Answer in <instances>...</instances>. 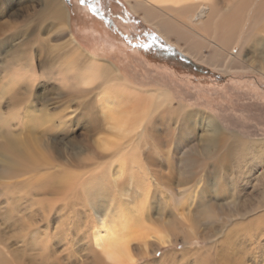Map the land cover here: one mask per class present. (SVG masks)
<instances>
[{
  "label": "bare ground",
  "instance_id": "bare-ground-1",
  "mask_svg": "<svg viewBox=\"0 0 264 264\" xmlns=\"http://www.w3.org/2000/svg\"><path fill=\"white\" fill-rule=\"evenodd\" d=\"M7 1L15 7L0 2V11L2 3L6 16L19 21L0 25V192L33 185V191L43 198H60L51 199L49 208L37 210L42 219L50 213L60 223L66 218L63 213L69 212V219L78 222L71 228L72 249L60 264H123L125 246L138 261L179 239L182 244L192 239L208 243L203 249L181 253L200 262H211V252L227 256L230 251L231 264H264L262 135L229 118L216 122L190 110L180 96L176 106L171 89L153 79L156 85L148 89L142 80L131 85L111 63L79 48L70 34V11L63 0ZM123 1L196 62L226 73L248 71L264 77V0ZM205 49L212 53L205 56ZM33 53H38V67L43 70L39 74L33 68ZM19 110L24 120L36 125L33 132L39 122L45 126L41 138L25 134L8 138L19 129L32 132L33 125L27 129L23 123L11 124ZM81 127V141L67 137ZM158 131L175 137L176 152L167 148L166 155L174 154L171 169L176 166L179 184L177 189L162 186L163 207L170 206L174 213L172 220L156 224L147 219L146 204L148 182L157 174L147 162L154 164L152 154L161 157L160 136L164 134ZM199 145H204V151ZM102 146L112 151L102 152ZM209 170L215 175L211 179L225 188L222 192L218 188L217 201L207 185ZM26 172L36 174L25 182L19 180ZM10 180L14 182L6 183ZM108 182L121 191L123 203L114 210L115 220L97 217L95 221L91 211L97 214V201L106 198ZM113 201L115 197L108 198L106 204L111 207ZM5 213L0 212L3 220L14 222ZM215 221L219 224L214 229ZM58 223H53L54 235L68 228ZM92 223L96 224L92 227ZM224 229L225 237L218 239ZM100 242L107 252L101 251ZM134 243L140 254L134 253ZM109 255L114 259H108Z\"/></svg>",
  "mask_w": 264,
  "mask_h": 264
},
{
  "label": "rangeland",
  "instance_id": "rangeland-1",
  "mask_svg": "<svg viewBox=\"0 0 264 264\" xmlns=\"http://www.w3.org/2000/svg\"><path fill=\"white\" fill-rule=\"evenodd\" d=\"M63 1L67 5L70 13L72 12L73 15H79L80 13L88 16L96 13L103 18V21H101L102 26L98 28L99 32H97L98 30L93 31L89 28L90 33L92 35L94 33L96 36L101 35L102 37H105L108 31L111 34V39L116 38L115 40L121 44L120 47H118L117 53H115L116 55L114 57L111 56L109 59H111L112 62L114 61L117 65L116 60L121 58V60H118V63L121 66H124L119 67V70L123 75L129 78L130 81H127L131 85L140 83L142 80L144 81L142 82L143 84H147L148 89L150 86L155 87V82H158L161 86L163 85V88L167 90L171 89V95L174 98L173 103L176 106L179 105L176 97L180 96L181 103L187 105L189 107L188 109L205 113L206 115L212 117L216 122H221L222 118H229L228 120H231L234 123L251 126L255 129L254 131L261 134L264 139V77L262 75L257 72L248 71H231L226 73L224 71H217L205 63L196 62L193 58L185 55L184 52L177 49L175 46L176 44H171L162 38L158 31L150 25H147L139 14H133L130 11L129 6L123 0H87V2L83 4L80 0ZM0 2H3L4 4L7 2V8L15 7L8 6L9 2L7 0H1ZM17 2L19 1L17 0ZM1 7L3 8L0 11V25L4 21L10 23L19 21L6 16V9L2 3ZM30 11L32 10L30 9ZM122 20L125 21L124 23L128 24V26L122 28L124 30L127 28L126 30L130 33L126 34L123 30V37H120V21ZM110 28L114 32L110 31ZM174 39L175 38H173V42L176 41V39ZM141 44H147L148 47H139ZM100 45L103 47L104 44L101 43L99 46ZM112 48V50H109L111 53L113 50H116L115 47ZM97 50L98 49H94L92 46V51H95L100 55L103 54V51L98 52ZM210 52L211 50L209 49L203 50L205 56L212 53ZM260 52L261 51L256 52V55L260 54ZM121 55L124 56L121 57ZM36 57H38V53H33V68L39 74L43 72V70H39L38 65H40V62H38L39 60ZM258 57L260 56L258 55ZM259 62L262 61L260 60ZM143 64L147 65V71L143 69L144 67H141ZM152 79L155 82L152 81ZM36 81H38V79ZM47 113H51L50 107L49 110H47ZM23 117V111H16L14 116L11 118V124L18 126L23 123V125H26L27 129L33 125L31 127L32 132L30 134L24 130L20 132L19 129V131L13 132L8 138H22V136H20L21 134L33 137L40 136L41 138V129L45 126L40 127L39 122L37 125V132H33L36 129V125L27 122L26 119H23ZM81 128H78L74 133L71 130V133L68 134L67 137H70L72 141L75 140V142L81 141L83 139L81 132L84 131L83 127ZM158 133L164 134V132L161 131H158ZM196 134L198 135V139L201 138V136H199V134H201L199 131ZM50 135L51 134H49L46 138H49ZM164 135L160 136L162 137L160 138L161 146L159 150V156L161 157L159 158L156 154H152L151 157L154 164L152 165V161L150 163L149 161L147 162L151 169L154 168V171L156 170L155 172H157V174L154 176V181L148 182L147 192H149L146 204V215L148 216L147 219H151L152 222L156 224L161 221H168L171 217H173L174 213L170 206L163 207V196H160L161 191H164L162 186L168 187L170 185L173 187L171 188L169 186L170 189H177L179 184V179L175 177V174H178L177 168H175L176 166L171 169V166L175 165L172 161L173 158H171V155H174L176 152L174 151L175 142H173L175 137L173 134ZM47 144L51 145L52 143L49 141ZM199 147L202 151H204V145H199ZM167 148L171 149V152L174 154L170 155L168 153V155H166L168 151ZM164 155L167 156L169 160H167V157H163ZM166 160L167 163H170L167 164ZM171 170L176 171L177 173H174ZM208 172L209 173L206 172L207 178L210 177L208 184L205 180L206 178H204L203 182H205L208 187L210 186V194L213 198L216 196L214 199L217 201L219 200L218 188L221 189V192L225 188L220 187L222 183H220L219 180L217 181L211 179L215 176L211 173V170ZM35 174L33 172L30 174L26 172L24 177L19 178V180H24L25 182V180L30 177L32 178ZM250 176L246 177L245 180L249 179ZM13 182V180H10L6 183L11 184ZM108 183L110 185V189L104 190V193L108 192L106 198L100 199L103 202L97 201L99 202L96 205L97 208H99L96 209L97 214H95L94 211H91V216L95 219V221L98 220L97 217H107L110 220H115L116 213L114 214V212L116 211L114 210H116V207L120 206L119 203H123V198L120 197L121 191L119 192L118 188L112 186L111 182ZM151 183L152 186L150 185ZM33 187L34 186L32 185L31 187H28L30 189H22L21 191H13L12 189L7 190L5 188V191L0 192V209H2L0 212H2V214L3 212H6L5 214H8L11 220L15 219L14 222L10 220L9 222H5L2 218V214H0V232L1 235H3V237H0V264H60L61 262H66L63 260L72 249L69 246L73 235L71 228L78 225V222H76L77 220H75L74 217L69 219V212L63 213V216L66 215L67 219L65 218L66 221L63 220V222L60 223H58L59 221H57L55 215H49L50 213L47 215L50 217L42 219L41 215L38 214V211H40V209L43 210L49 208L54 201L51 199L59 200L60 198H43V196L37 195L39 194V191H33ZM65 194L67 195L69 193L66 192ZM112 197H115V201H113L111 207H109L106 202L108 201V198ZM128 198V202L132 205V195L129 194ZM231 199H233V196ZM66 210H69V208ZM86 215L88 222L89 214ZM53 221L58 223V225H61L63 228L66 226H68V228L64 231H58L59 233L56 232L54 235ZM91 222L92 221L90 220L89 223L91 224ZM83 223H85V221ZM83 223H81V225ZM95 224L96 223H92L91 226L93 227ZM217 224H219V222L217 223V221H215L214 224H212V227L214 228ZM17 226L20 227L18 228ZM46 227H49V232L47 233L45 231ZM211 229L208 231H213ZM201 230L205 231L206 229L203 226ZM226 230L224 229L222 231V233L218 236V239L225 237ZM14 236L17 237L14 239ZM85 241H87V239H85ZM66 242L67 245L65 244ZM48 245H51L50 249L48 248ZM207 246V242L199 239H192L188 242V244H182L179 239L177 244L162 247L155 254L138 259L136 264H151L152 262H155V264H231V261L229 262L228 260L230 258V251L227 256L223 255V253H219V251H215L218 252V255L211 252L210 257H213L211 262L203 260L200 262L198 260H194V257L190 255H181V253L187 250L191 252L203 249ZM140 250V247L134 243V253L140 254ZM77 254H79V252ZM164 256L167 257L163 258ZM43 257H45V261L40 263L41 258Z\"/></svg>",
  "mask_w": 264,
  "mask_h": 264
},
{
  "label": "crops",
  "instance_id": "crops-1",
  "mask_svg": "<svg viewBox=\"0 0 264 264\" xmlns=\"http://www.w3.org/2000/svg\"><path fill=\"white\" fill-rule=\"evenodd\" d=\"M75 19V20H74ZM101 21H103V18H101L98 14L94 13V14H90L88 16H85L83 14L79 15H73L72 12L69 15V29H70V34L72 35V38L77 42L79 48H81L83 51H85L87 54H92L98 58L104 59L105 61L111 63L113 66H115L118 71L119 67H122L124 65H120L118 63L117 59V65L114 63V61L112 62L111 59H109L111 56H115L113 55L109 50H112V47H115L116 50H113L117 53L118 51V47H120V43L118 41H116L115 39H111V34L110 32L107 31V34L105 35V37L103 36H96L94 33L93 35L90 33V29L91 30H98L97 32H99V27L102 26ZM120 27H121V32L119 33L120 37H123L122 35V31L124 30L123 28L125 26H128V24L124 23L125 21L122 20L120 21ZM148 25V24H147ZM123 27V28H122ZM90 28V29H89ZM127 29V28H126ZM124 30L126 32V34L130 33L127 30ZM110 31L114 32L111 28ZM100 34V33H99ZM104 44L103 47H101V45L99 46V44ZM92 46L94 49H98L97 51H103V54L100 55L95 51H92ZM114 52V53H115ZM124 55H121V57ZM143 69H145L147 71V65L143 64L141 66ZM120 74L124 77L127 78L128 81L129 78L125 75H123L121 72Z\"/></svg>",
  "mask_w": 264,
  "mask_h": 264
},
{
  "label": "snow or ice",
  "instance_id": "snow-or-ice-1",
  "mask_svg": "<svg viewBox=\"0 0 264 264\" xmlns=\"http://www.w3.org/2000/svg\"><path fill=\"white\" fill-rule=\"evenodd\" d=\"M80 2L83 4V3H86L87 0H80ZM139 47L146 48V47H148V45L147 44H141V45H139ZM109 127H111V125H109ZM100 150L102 152L112 151V149L108 148L107 146H102ZM100 247H101V251H104V252L108 251L102 242H100ZM124 252H125V258H123V264H136V261L133 259V256H132V252L128 249L127 246H125ZM108 259H114V257L109 255ZM101 264H102V262H101Z\"/></svg>",
  "mask_w": 264,
  "mask_h": 264
}]
</instances>
